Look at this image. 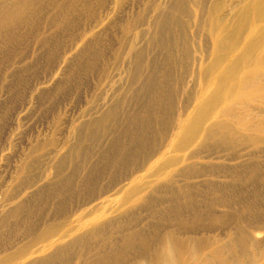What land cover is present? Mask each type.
Returning <instances> with one entry per match:
<instances>
[{
	"label": "bare ground",
	"instance_id": "obj_1",
	"mask_svg": "<svg viewBox=\"0 0 264 264\" xmlns=\"http://www.w3.org/2000/svg\"><path fill=\"white\" fill-rule=\"evenodd\" d=\"M42 1L47 7L49 0L47 2L46 0H4L0 4V53L7 54L10 51L8 45L14 42V39L19 40V36L21 39L24 38L22 33L26 35V29L22 33V30L20 32L19 30L24 25L25 27L31 26L33 22H36L34 19L37 18L42 8L39 7ZM92 1L94 0H54L52 3L57 6L55 8L59 9L55 14L62 11L58 16L69 15L71 17L73 12L70 11L72 10L64 11L68 4L74 6L73 10L80 9L82 13V7L83 10L86 7L89 9L93 7L90 5ZM97 1L103 5L107 2ZM199 1V5L205 8L206 0ZM194 2L197 4L194 3V7L199 8L198 2ZM237 3V11L234 10L236 14L231 12L234 15H231L234 17L231 21L219 15L218 20L215 18V21L212 20L213 23L208 31L211 34L213 47L210 56L207 59L204 57V61L202 60L199 65L193 62L191 56L196 51L200 56L205 53V47L199 49L200 46L198 48L197 44H194L200 40H196L198 29L193 28V22L198 25L200 15L193 14L194 9L190 8L188 0H148L146 8L142 10L140 8L141 11L132 12V15L129 14L126 19L117 18L116 24L113 23L124 30L123 34L122 31L119 32L122 35L121 44L120 41L118 42L125 51L115 52V55L119 57L117 60L119 62H117L118 65L115 63L112 70L116 73L124 72L127 83L122 87L117 86L116 92H114L116 87L113 89L114 93L110 96V102L112 101L113 105L106 113L91 119L77 132L78 138H82L87 132L90 134L91 142H95L101 128L107 125L109 119H121L124 115L121 103L128 94L133 101L132 114L128 115L121 125L124 132L101 155V162L95 168L97 176L105 175L110 168L123 173L131 166L134 169L136 167L138 171L143 169L145 174L142 171L141 174H136L135 171L127 180L132 188L124 198L127 204L133 203L134 208L139 201L151 203L154 200V193L161 191L160 188L166 184L168 188L164 195L178 198L179 194L191 198L197 195V192L207 194L209 196L202 197V200L221 202L224 207L223 213L221 212V215L213 212L204 213L194 217L191 222H186L183 226L169 230L165 233L169 244L163 245L161 249V244L156 246L157 241L153 240L152 233L135 228L125 243V250L122 251L124 255L114 254L113 251L117 249L115 245L97 254L85 251L76 262L70 249L76 243L81 242V238L65 242L67 231L65 234L57 235L59 230L55 232L54 229H49L41 235L42 237L40 236V244L46 246L45 242H49L48 250L52 247L54 250L46 252L47 254L42 258L38 257L39 261L35 258L31 262L28 257V262L31 263H26L27 258L17 253L16 257L19 260H26V264H122L121 260L126 257L125 251L127 250L140 254L141 256L137 257L138 261L146 264H264V241L253 237L255 231L252 234L253 231L250 230L254 227L252 221L257 222L253 218H256L259 224L261 223L260 226L257 222L260 229H264V0H237ZM219 5L221 6V3ZM232 6H229L230 10ZM151 18L152 21H150ZM61 22L62 20L60 22L58 20L59 24L63 23ZM147 22H153L152 27L149 25L150 28H147L145 26ZM109 31L112 30H108V33ZM27 36L29 38V35ZM95 36H97L96 39L92 41L101 39V36ZM106 41L103 42L109 43L108 40ZM91 43L85 49L83 48V55L86 57L90 58L93 54V60H89L91 61L90 67L86 69L87 65H81V60H78L80 63L76 66V69L78 67L80 72L83 70L84 74H87L91 67H98V61L102 63L104 56L103 44L100 40L98 43ZM112 70L110 75L106 76V81L111 82V85L114 82L116 85L117 75H113L115 72ZM67 81L62 82L61 89H64ZM189 102L193 104L192 110L183 112L184 104ZM172 131L174 134L169 137ZM152 148L155 150H151ZM245 151H248V154ZM67 155L66 153L65 157L58 159L55 165L58 171H62L70 160L71 154ZM198 156L222 161L204 166L194 164L189 167L176 168L185 160L188 162ZM118 158L119 162L114 164ZM146 174L148 176H145ZM88 176L90 179L93 178L92 174ZM145 177H148L149 183L150 179L157 182L156 185L152 184L153 181L150 183L154 185L151 191L152 196L142 197L140 195L145 187L149 188H147L148 185L144 186L145 179H147ZM195 177L196 179L204 177V179L201 180L202 182L192 181L191 178ZM177 184H179L178 188ZM61 186L52 189L39 188L35 193V198L36 196L39 197L38 200L44 198L41 199L42 201L50 197L60 199L64 195ZM192 199L195 200V197ZM26 204L23 202L12 209L8 215L5 213L7 216L5 218L2 216L0 224L7 228L10 217L19 215L21 217L22 213L28 210ZM127 204V207L131 205ZM208 204L210 209L214 208L213 202L208 201ZM95 205L91 206L90 210L92 214L94 212L95 217H99L105 208L101 207V204L96 207ZM94 207L97 208L96 213L95 210L92 211ZM87 209L89 211V208ZM205 215L213 220L212 225H208L207 228L202 225ZM101 221L99 218L93 222L83 220L79 228L86 224H91L95 228L97 224L100 225ZM218 224H223L222 227L226 228V230H221L224 233L213 231L215 225ZM256 230L258 231L257 228ZM211 232L214 233L211 234ZM157 249L160 250L156 251ZM24 251L21 252L24 253ZM27 253H24L25 256ZM132 259L134 260L133 257ZM20 262L23 264L22 261Z\"/></svg>",
	"mask_w": 264,
	"mask_h": 264
},
{
	"label": "rangeland",
	"instance_id": "obj_2",
	"mask_svg": "<svg viewBox=\"0 0 264 264\" xmlns=\"http://www.w3.org/2000/svg\"><path fill=\"white\" fill-rule=\"evenodd\" d=\"M47 1L48 0H46V2ZM52 1L54 0H51V2L50 0L48 1L47 7H45L44 1H42L39 7L45 8H41V12L39 11L37 18L34 19L36 22H33L31 26L27 25L25 27L24 25L21 27L22 29L19 30V32L22 30V33L23 30L26 29V35H24V32L22 33L24 38L21 39L19 36V40L14 39V42L8 45L10 51L7 54L0 53V222H2L1 218H5L12 209L16 208L21 203H27L26 205L28 207V210L23 212L21 217L20 215L17 217H10L8 219L10 223L8 222L7 228L0 224L2 226L0 229H3L0 230V264H6V262L9 261L13 264H18L20 261L26 264L31 263L35 258L36 261H39L40 257L42 258V256L46 255L48 252L54 250L52 249L53 247L48 250L47 245L49 242H45V244H47L46 246L42 243L40 244L39 238L49 229H54L55 232L59 230L57 235L65 234L67 231L68 234L64 238L65 242L81 238V242L76 243L75 246L70 249L76 262L85 251L97 254L103 250H109L110 247L113 248L115 245H117V252H115L116 250L113 251L114 254L116 256L124 255L122 251L125 250V243L128 241L129 234L132 233L135 228L145 230L147 233H152L151 236H153V240L155 242L157 241V245H155L158 247L161 244V249L163 245L169 244L167 234H165L169 230L183 226L186 222H191L194 217L204 213L213 212L216 213V215H219V213L221 215L224 210L221 202L216 200H202V197H207L209 195L197 192V195L193 196L195 200L192 199L193 197L190 198L179 194L178 198L164 195L167 193L166 189L168 188L166 184L160 188L161 191L154 193V200L151 203L139 201L137 203L138 206L135 205V208L132 206L134 205L133 203H128L131 204L129 206L124 197L132 186L129 185L127 180L130 179V174L132 172L136 171V174H141V171L143 173V169L138 171L136 167L134 169V167L131 166L123 173L119 172L117 169L110 168L105 175L97 176L95 168L101 162V155L106 152L108 146L115 142L124 132L121 125L126 121L127 116L132 114L133 101L128 94L125 95V99L121 103L124 115L121 119H109L107 125L101 128L95 142H91L90 134L87 132L83 134L82 138H78L77 132L84 124L89 123L91 119L103 115L113 105V102H110V96L116 92V89H118L117 86L122 87L127 83L126 74L124 72L116 73L112 70L115 67L114 65H118L117 62H119L117 61L119 57L115 55V52L119 50L125 51L118 42L120 41L121 44V33L123 34L124 30L119 26L116 27L117 25L115 24L119 17L121 19H126L129 14L132 15V12L137 13L146 8L145 6L148 4V0H104L102 3L107 1L104 5L101 4L100 1L94 0L92 2H95V4L91 2L90 5L93 7L89 6L91 7L90 9L86 7L87 9L84 8V10L86 9L84 11L83 7L81 8L82 13L80 9L75 8L76 10H73L74 6L68 4L65 7L67 9L64 11L68 12V10H72L70 11L73 12L71 13V17L69 15L64 17L61 15L58 16L62 11L55 14L59 9L55 8L57 6L54 5ZM188 1L190 8L195 11L191 9L193 14H198L197 16L200 15L199 21L201 23L198 21L197 25L193 22L194 26L192 25L193 28L199 31L195 29L198 33L196 40H200L194 44H197V46H195L198 48L200 46L199 49L205 47V56H200L197 51L194 52L197 55L193 53L191 56L193 62L199 65L202 63L204 57V59H207L210 56L213 47L211 34L208 31L210 28L209 26H211L213 21L218 20L219 16L230 19L231 21L234 18L232 16L236 14L234 12L237 11L236 7L238 8V6L236 5L238 3L237 0H232V2L231 0H206L204 4L205 9L203 6L201 7V5H199V0ZM194 1L198 2L199 8H196L197 6L194 7L196 4ZM3 2L4 0H0V4ZM98 2L100 5H97ZM217 3L218 5L221 3V6L219 5L218 7ZM232 5L235 6L233 7ZM229 6H232V9H234L230 10L231 7L229 8ZM126 11H128V13ZM65 12H63V14ZM231 12H233L234 15ZM72 17L74 20L71 19ZM201 17L203 18L201 19ZM56 18H59V22L62 20L63 23L61 22L62 24H59ZM65 18L68 19L65 20ZM150 21H152V18ZM146 24L145 26L150 28L153 22H147ZM196 25L198 27H196ZM29 27H31V30ZM106 28L108 29L104 31ZM113 28H116L115 30L117 31L115 32ZM199 28L201 30H199ZM108 30H112L113 32L109 31L108 33ZM107 34H109L106 37L108 39L105 38ZM27 35H29V38ZM91 35L93 38L95 35L101 36L99 40L100 43L103 44V58L106 59L102 58V63L98 61V67H91L88 73L84 74L82 73L83 70L80 72L78 67L76 69V66L80 63L78 60L82 61L81 65H87L86 69L91 65L90 62L93 60L92 58H94L93 54L90 58L83 55V50L86 46L90 45L91 42H99V40L92 41L95 40L97 36L93 39ZM106 40H108L109 43L105 44L107 42ZM201 41L203 43H201ZM97 43H95V45ZM111 50L113 51L111 52ZM80 55L85 59L80 57ZM199 58L202 59L200 60ZM111 70L115 72L113 75H117L116 85H114V82H112L111 85V82L109 83L106 81V76L110 75ZM75 73L77 74L75 75ZM65 79L68 81L64 89H61L62 82L66 81ZM69 79L72 81L70 82ZM107 83H109V86ZM114 88L115 91L113 92ZM192 106V102L186 105L184 104L183 112L191 111L193 108ZM112 126L114 127L111 128ZM173 134L174 132L172 131L169 137H172ZM155 148L151 150L154 151ZM66 153L68 155L71 154V158L66 167L62 171H58L55 165L60 159L66 156ZM246 153L248 154V151ZM91 159L93 161L90 163ZM221 161L222 160H214L210 157L202 158V156H198L188 162H183L176 168L189 167L194 164L204 166L210 163L216 164V162ZM118 162L119 158L114 164ZM145 173L146 172L143 174ZM90 174H92L93 177L91 179L88 176ZM147 174L145 176H148ZM29 177L32 179L30 180ZM150 177L154 179V177ZM145 178L144 186L148 185L147 188H149L146 189L145 187L140 195L142 197L152 196L153 194H151V191L157 182L152 180L154 182L152 183L149 178L150 183L154 184L152 185L149 183L148 177ZM191 179L192 181H203L204 177L199 179L195 177ZM59 185H62V193H64L65 196L67 195L68 198L64 197V195H61L62 198L60 197V199H58V197H50L47 199L45 198L44 201H42L44 198H41L42 200H38L39 197L37 196L35 198V193L39 188L46 187L52 189ZM178 187L179 184H177V188ZM58 200H60V202ZM208 201L214 203L213 209L209 208ZM100 204L105 210L99 217H95L94 212L93 214L91 213L90 207L94 205L95 207L100 206ZM95 207L92 211L95 210L96 213L97 208L95 209ZM87 208H89V211ZM84 211H86L85 214ZM89 212L90 214H88ZM5 213H7V215ZM97 218L102 221L101 223L99 222L100 225L97 224L95 228L92 227L91 224L85 225L86 227L88 225V228H94V231L85 226V228H79V224H81L83 220L84 222H93ZM253 220L258 222L256 218H253ZM252 222L255 224H252L254 227H251L250 230L253 231L252 234L254 231L256 233L253 234L255 235L253 237L264 241V229H260L261 223L259 224L258 222L260 225L258 226L257 222ZM211 223H213V220L210 219L208 215H205L202 220L203 227L207 228L208 225H212ZM222 225L223 224L215 225L213 231L217 233L221 230H226ZM69 229L71 230L69 231ZM90 230L91 232L88 233ZM213 233L211 232V234ZM221 233L224 232L221 231ZM37 239L39 240L37 241ZM120 243H123L121 246V248H123L122 250L119 247L121 245ZM20 248L23 249L20 250ZM21 251H24V253L28 252L29 254L32 252V255L30 254V257L27 253L25 256ZM10 252L13 253L10 254ZM17 253L23 254L25 259L27 258V261L19 260V258L16 257V255L18 256ZM125 256L126 257L121 260L122 264L125 262H129L125 264H134L138 261L137 257L141 255L135 251L126 250ZM13 257L15 258L13 259ZM28 257L31 262H28ZM132 257L137 261H134ZM153 257L156 256L153 255ZM2 258L7 260L4 261ZM125 258L128 261H125ZM10 262L7 264H11ZM138 263L146 264L142 261H138ZM19 264H21V262Z\"/></svg>",
	"mask_w": 264,
	"mask_h": 264
}]
</instances>
